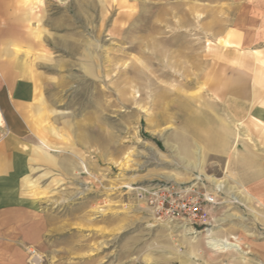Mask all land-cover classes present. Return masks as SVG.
<instances>
[{"label":"rangeland","instance_id":"374dc122","mask_svg":"<svg viewBox=\"0 0 264 264\" xmlns=\"http://www.w3.org/2000/svg\"><path fill=\"white\" fill-rule=\"evenodd\" d=\"M14 2L0 35L12 21L44 46L0 37V59L18 60L24 79L20 153L41 140L54 161L21 163V222L3 264H211L223 254L218 264H252L264 205L249 187L264 182V130L226 113L237 83L221 65L237 0ZM197 177L225 192L192 235L156 223L132 191ZM212 239L243 244L213 250Z\"/></svg>","mask_w":264,"mask_h":264},{"label":"crops","instance_id":"0c3cea01","mask_svg":"<svg viewBox=\"0 0 264 264\" xmlns=\"http://www.w3.org/2000/svg\"><path fill=\"white\" fill-rule=\"evenodd\" d=\"M16 8L14 0H0L2 17L5 11L13 13ZM235 18L233 28L220 31L222 39H228L225 46H221L224 58L221 65L234 73L237 83L235 91L230 90L225 95L226 113L231 115L230 119H246L252 124L250 128L264 130V0H237ZM34 36L35 33L18 30V25H13L12 21L0 35L2 41L10 39L29 49L43 48V40L36 41ZM20 78L18 60L6 63L0 59V264H3L1 248L5 237L14 241V234L18 237L19 233L21 173L26 172L21 163L38 162L39 159L52 166L54 161L43 155L53 150L41 140L38 151L31 152L25 147L24 153H20V140L26 137V128L19 119L23 109L14 102V99L24 96L19 91ZM27 87L31 89V84ZM38 133L45 138L48 132ZM249 190L253 199L264 205V182H253ZM221 258L218 261L210 257V263H225L228 256L223 254ZM250 261L252 264H264V237L252 242Z\"/></svg>","mask_w":264,"mask_h":264},{"label":"built area","instance_id":"2783aa9c","mask_svg":"<svg viewBox=\"0 0 264 264\" xmlns=\"http://www.w3.org/2000/svg\"><path fill=\"white\" fill-rule=\"evenodd\" d=\"M132 191L150 209L156 223L182 230L199 225L207 230L211 215L223 204L218 199L224 195L225 185L197 177L186 185L163 181L133 187Z\"/></svg>","mask_w":264,"mask_h":264},{"label":"bare ground","instance_id":"6f19581e","mask_svg":"<svg viewBox=\"0 0 264 264\" xmlns=\"http://www.w3.org/2000/svg\"><path fill=\"white\" fill-rule=\"evenodd\" d=\"M128 188L131 189V187H128ZM183 232H184V236L194 234V233H191L190 230L186 229V228H183ZM242 244H243V242L238 241V240L230 241V240L212 239L209 242V245L211 246L212 249L223 250V251L232 250V249L239 250L241 248ZM240 251H242V250H240Z\"/></svg>","mask_w":264,"mask_h":264}]
</instances>
